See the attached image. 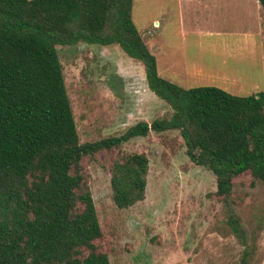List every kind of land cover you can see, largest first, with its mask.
<instances>
[{
    "label": "trees",
    "instance_id": "1",
    "mask_svg": "<svg viewBox=\"0 0 264 264\" xmlns=\"http://www.w3.org/2000/svg\"><path fill=\"white\" fill-rule=\"evenodd\" d=\"M264 9V0H258ZM133 0H0V264H109L84 159L150 130L178 129L187 155L216 176L227 199L233 179L264 182V90L235 95L220 87L184 88L158 72L132 19ZM117 44L145 69L147 87L172 110L119 135L79 141L56 45ZM149 161L141 152L110 167L118 208L142 200ZM228 223L243 242L236 218ZM245 250L240 264H248Z\"/></svg>",
    "mask_w": 264,
    "mask_h": 264
},
{
    "label": "rangeland",
    "instance_id": "2",
    "mask_svg": "<svg viewBox=\"0 0 264 264\" xmlns=\"http://www.w3.org/2000/svg\"><path fill=\"white\" fill-rule=\"evenodd\" d=\"M258 6V9L256 8ZM132 19L162 77L235 95L264 90V9L254 0H133ZM79 141L119 135L138 121L169 119L143 64L117 44L56 45ZM149 161L144 198L118 208L110 167L123 154ZM109 264H264V182L244 172L227 199L216 176L187 155L178 129L150 130L82 162ZM232 216L243 242L228 223Z\"/></svg>",
    "mask_w": 264,
    "mask_h": 264
},
{
    "label": "crops",
    "instance_id": "3",
    "mask_svg": "<svg viewBox=\"0 0 264 264\" xmlns=\"http://www.w3.org/2000/svg\"><path fill=\"white\" fill-rule=\"evenodd\" d=\"M255 2H258V0H254ZM261 6V5H260ZM258 9V6L256 7Z\"/></svg>",
    "mask_w": 264,
    "mask_h": 264
}]
</instances>
